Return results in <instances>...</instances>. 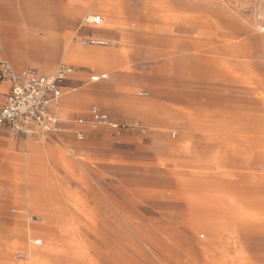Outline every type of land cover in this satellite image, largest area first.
<instances>
[{"label": "rangeland", "instance_id": "rangeland-1", "mask_svg": "<svg viewBox=\"0 0 264 264\" xmlns=\"http://www.w3.org/2000/svg\"><path fill=\"white\" fill-rule=\"evenodd\" d=\"M0 60L75 70L59 137L0 129V264H264V0H0Z\"/></svg>", "mask_w": 264, "mask_h": 264}, {"label": "built area", "instance_id": "built-area-1", "mask_svg": "<svg viewBox=\"0 0 264 264\" xmlns=\"http://www.w3.org/2000/svg\"><path fill=\"white\" fill-rule=\"evenodd\" d=\"M103 22L100 15L94 16L91 23L99 25ZM92 45L105 47L108 41L104 39L91 40ZM75 75L74 67L60 66L52 76L45 75L35 69L16 72L11 65L4 61L1 63L0 82L9 81L11 86L0 103V129H9L16 135L28 138L37 132L45 135L58 136L66 129L59 117L60 102L67 82H72ZM106 78L105 74H92V82H99ZM143 94V93H142ZM89 120L79 119L77 123L82 126L88 124L91 130L110 127L115 131L125 127L112 120L111 116L94 104L89 112ZM84 132L77 134L78 140L84 139ZM16 210L13 209L12 213ZM34 245H42L41 239H35ZM17 259L25 260V254L18 253Z\"/></svg>", "mask_w": 264, "mask_h": 264}, {"label": "crops", "instance_id": "crops-1", "mask_svg": "<svg viewBox=\"0 0 264 264\" xmlns=\"http://www.w3.org/2000/svg\"><path fill=\"white\" fill-rule=\"evenodd\" d=\"M101 39H103V38H101ZM105 40V39H104ZM4 61H6V62H8L9 63V61L8 60H0V70H1V63H3ZM10 64V63H9ZM11 65V64H10ZM63 65H65V64H63ZM60 66H62V65H60ZM59 66V67H60ZM68 66H71V65H68ZM11 67H12V65H11ZM73 67V66H72ZM13 68V67H12ZM27 70H29V69H27ZM26 71V70H25ZM57 71V70H56ZM23 72V71H22ZM18 73H20V72H18ZM41 73V72H40ZM56 73V72H55ZM55 73H47V74H45V73H43V74H45V75H48V76H51L52 74L54 75ZM92 74H96V75H102V74H105L106 75V78L105 79H103V80H107L109 77H108V74L107 73H96V72H91L90 74H89V77L92 75ZM73 81H75V75H74V77H73ZM102 81V80H101ZM100 82V81H99ZM96 83V82H95ZM10 86H11V84H10V82L9 81H5V82H0V103H2L3 102V100H4V96H5V94L9 91V89H10ZM92 105H94V104H92ZM91 105V106H92ZM98 105V104H97ZM65 106H66V102H65V99H64V95L62 96V98H61V102H60V109H59V112H58V114H59V117H60V119L62 120V114H63V112H64V109H65ZM91 106H90V109H91ZM100 106V105H99ZM90 109H89V112H90ZM106 111V110H105ZM107 112V111H106ZM108 113V112H107ZM109 115H110V113H108ZM90 115V114H89ZM112 118V117H111ZM113 120V119H112ZM64 123H66V124H68L66 121H64V120H62ZM78 121V120H77ZM76 121V122H77ZM113 121H115V122H118V123H120L122 126H124L125 128L123 129V130H125L126 128H127V125L126 124H124L123 122H121V121H118V120H113ZM79 132H84L85 134L87 133L86 132V130L81 126L80 127V129H79V131L77 132V134L79 133ZM35 136H37V137H41L42 136V138L43 137H45L46 135L45 134H41V133H39V132H37L36 133V135ZM55 137H59V136H55ZM26 139H29V138H26ZM26 139H21V143H23V142H25L26 141ZM41 140V139H40ZM10 194H11V191H9L8 189H3V190H1L0 189V217H2V219H0V223L3 221L4 223H5V225H7V226H9V224H11L12 222H13V219H12V217H10L9 215H7V210H6V207H7V205H8V200H9V196H10Z\"/></svg>", "mask_w": 264, "mask_h": 264}, {"label": "bare ground", "instance_id": "bare-ground-1", "mask_svg": "<svg viewBox=\"0 0 264 264\" xmlns=\"http://www.w3.org/2000/svg\"><path fill=\"white\" fill-rule=\"evenodd\" d=\"M104 22V21H103ZM102 22V23H103ZM52 76V75H51ZM39 139H42V136L41 137H37V136H33V137H31V138H29V139H27V140H29V141H37V140H39Z\"/></svg>", "mask_w": 264, "mask_h": 264}]
</instances>
